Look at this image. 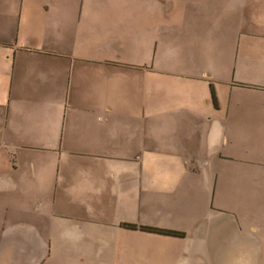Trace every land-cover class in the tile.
<instances>
[{
	"label": "crops",
	"instance_id": "0c3cea01",
	"mask_svg": "<svg viewBox=\"0 0 264 264\" xmlns=\"http://www.w3.org/2000/svg\"><path fill=\"white\" fill-rule=\"evenodd\" d=\"M0 264H264V0H0Z\"/></svg>",
	"mask_w": 264,
	"mask_h": 264
},
{
	"label": "trees",
	"instance_id": "16d2710c",
	"mask_svg": "<svg viewBox=\"0 0 264 264\" xmlns=\"http://www.w3.org/2000/svg\"><path fill=\"white\" fill-rule=\"evenodd\" d=\"M139 230L147 232V233H155V234L164 235V236H171V237L182 236V233H180V232L151 228V227H139Z\"/></svg>",
	"mask_w": 264,
	"mask_h": 264
},
{
	"label": "rangeland",
	"instance_id": "374dc122",
	"mask_svg": "<svg viewBox=\"0 0 264 264\" xmlns=\"http://www.w3.org/2000/svg\"><path fill=\"white\" fill-rule=\"evenodd\" d=\"M89 1H105V0H89ZM117 2H127V1H137V0H115ZM8 206H12L11 204H9ZM182 239H176L177 242H182L184 243L185 240Z\"/></svg>",
	"mask_w": 264,
	"mask_h": 264
}]
</instances>
